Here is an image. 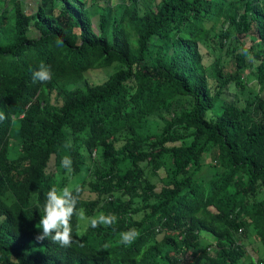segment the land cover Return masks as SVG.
<instances>
[{
    "label": "trees",
    "instance_id": "16d2710c",
    "mask_svg": "<svg viewBox=\"0 0 264 264\" xmlns=\"http://www.w3.org/2000/svg\"><path fill=\"white\" fill-rule=\"evenodd\" d=\"M0 1V264H264L245 249L250 234L264 247V0ZM250 53L259 90L222 100ZM40 64L47 82L32 79ZM70 183L78 209L117 222L84 232L73 217L71 247L38 241L48 190Z\"/></svg>",
    "mask_w": 264,
    "mask_h": 264
},
{
    "label": "clouds",
    "instance_id": "9594fccd",
    "mask_svg": "<svg viewBox=\"0 0 264 264\" xmlns=\"http://www.w3.org/2000/svg\"><path fill=\"white\" fill-rule=\"evenodd\" d=\"M58 44L62 41H57ZM50 68L44 64H40L38 69L33 71V81L47 82L50 79ZM5 118L4 113L0 112V120ZM61 166L65 169V176L71 177L73 172L72 161L69 156L61 159ZM81 189L78 185L68 184L62 188L52 186L47 194L43 204V215L39 220V228L41 231L36 236L38 241L50 239L53 243L61 247L68 248L74 243L73 238V217H76L83 231L86 232L89 227L97 228L99 226L109 227L117 222L115 214L99 213L94 216H88L84 209H78L77 203ZM82 233H78L81 235ZM140 233L135 228L128 229L119 233V243L130 246L132 245ZM104 249H108L110 245L105 243Z\"/></svg>",
    "mask_w": 264,
    "mask_h": 264
},
{
    "label": "rangeland",
    "instance_id": "374dc122",
    "mask_svg": "<svg viewBox=\"0 0 264 264\" xmlns=\"http://www.w3.org/2000/svg\"><path fill=\"white\" fill-rule=\"evenodd\" d=\"M39 0H21L22 7L24 10L29 11V10H35L36 5ZM86 2L87 4L90 3L91 0H81ZM99 2H102L103 0H97ZM118 1L117 0H111V4H116ZM0 6H1V1H0ZM93 28L95 30H98V22L96 19H93ZM219 29V24L214 27V29L210 32V38L209 39H214L217 30ZM38 32L37 30H32L29 32V36L34 37L37 36ZM251 44V40L249 38L246 39L245 46L248 48V46ZM200 52L203 55V62L206 66V74L208 79H211L214 76V66H215V50L213 47V44L211 41H202L200 42L199 45ZM259 46L255 45L256 51H258ZM222 57L220 60L222 61H229V57L225 55V52L222 51L221 53ZM230 62V61H229ZM247 62L250 64V67L247 68L244 71V81L245 85L244 87H238L234 83L230 84L222 94V100L224 101H233L236 102L238 105L243 106L246 104L247 100H251L254 98L255 94L259 90V84L257 82V77H256V66L258 64V61H255L252 59L251 53L247 55ZM231 66H232V62ZM120 67L119 63H113L110 66L103 67V68H96V69H91L88 70L84 73V78L92 83H100L102 82L110 73L115 71L117 68ZM227 69L231 68L227 64ZM83 83V81H79L76 83V85L80 86ZM260 93V91H259ZM177 103H184L186 106H190L192 103V99L189 97L185 96H179L178 100H176ZM157 177L154 178V181H157ZM91 194L88 190L85 191V195ZM208 242L213 241L212 237H207L205 239ZM245 249H246V257H253L257 259L263 252H264V247L256 241L255 237L253 234H250L248 238L246 239V244H245Z\"/></svg>",
    "mask_w": 264,
    "mask_h": 264
}]
</instances>
